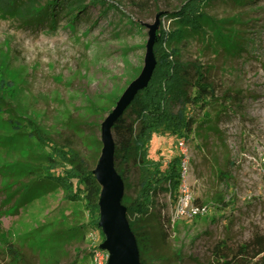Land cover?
I'll list each match as a JSON object with an SVG mask.
<instances>
[{
  "label": "rangeland",
  "instance_id": "rangeland-1",
  "mask_svg": "<svg viewBox=\"0 0 264 264\" xmlns=\"http://www.w3.org/2000/svg\"><path fill=\"white\" fill-rule=\"evenodd\" d=\"M184 1L85 0L75 21L57 8L53 29L50 19L31 25L0 10V82L12 86L0 88L6 99L0 101V264L9 263V245L26 264H92L99 249L110 263L113 253L89 224L84 204L69 203L61 190L50 189L11 212L20 197L18 183L29 181L15 170L34 145L15 139L4 121L14 113L36 117L53 139L73 144L89 168L97 169L104 124L149 64L152 36L161 27L175 29L167 14ZM24 2L27 10L29 1ZM205 13L222 29V41L208 31L172 48L184 62L206 67L217 96L204 113L193 112L196 125L188 142L190 190L208 213L176 219V201L167 192L155 193L145 217L123 207L140 264H163L168 250H180L184 264H197L218 240L240 242L256 229L264 231V0H212ZM225 36H233L235 43L227 44L234 47L225 46ZM178 142L169 134L156 136L151 157L164 164L180 157ZM126 177L123 196L134 199V165Z\"/></svg>",
  "mask_w": 264,
  "mask_h": 264
},
{
  "label": "trees",
  "instance_id": "trees-1",
  "mask_svg": "<svg viewBox=\"0 0 264 264\" xmlns=\"http://www.w3.org/2000/svg\"><path fill=\"white\" fill-rule=\"evenodd\" d=\"M29 1L24 10L22 6ZM85 0H47L39 5L37 0H0V10L5 14L21 15L27 24L39 25L44 18L50 19L54 28L57 8L68 11L72 21L86 9ZM91 3H105L106 0H90ZM212 0H185L181 7L167 14L175 29L164 28L156 33L153 44L155 66L147 84L139 89L111 127L114 142V166L124 184H127L126 170L134 165L138 170L136 196H123L121 205L130 214L145 217L152 208L156 192H167L177 200L181 182V157L167 164L151 157L152 141L156 136L167 134L177 139L189 140L194 132L196 120L193 112L204 113L217 101L216 92L209 80L206 67L197 62H184L180 51L172 48L192 36H206L208 31L222 41L224 35L217 22L205 13V7ZM76 13V14H75ZM226 38H228L226 40ZM233 36H225V46L233 42ZM235 42H233L234 44ZM232 44V43H231ZM12 87L1 80L0 88ZM15 98L16 93L12 91ZM11 97L10 99H14ZM6 99L0 97L3 102ZM233 98H227L231 103ZM118 102L116 103V105ZM3 127L14 133L29 147L23 153L26 162L18 165L16 174L28 182L17 183L20 197L11 212L47 194L50 189H58L71 204L82 202L89 215V224L107 237L101 222V196L103 187L73 144H60L45 129L36 117L14 113L4 121ZM100 250V249H99ZM12 254L8 264H26L22 254L9 245ZM96 251V250H95ZM163 264H184L180 250L167 251ZM197 264H264V231L256 229L247 240L237 242L230 237L218 240L207 252L205 260Z\"/></svg>",
  "mask_w": 264,
  "mask_h": 264
},
{
  "label": "water",
  "instance_id": "water-1",
  "mask_svg": "<svg viewBox=\"0 0 264 264\" xmlns=\"http://www.w3.org/2000/svg\"><path fill=\"white\" fill-rule=\"evenodd\" d=\"M154 36H152L149 48V71L144 73L138 81L130 86L127 93L118 103L114 112L109 116L104 124L103 134L105 147L100 163L95 171L98 175L100 184L103 187L101 196V222L100 226L107 237L104 249H107L117 255V260L114 264H140L139 256L135 242L129 236L127 227L123 220V206L121 200L123 198V181L115 170L114 166V142L111 136V127L118 116L123 112L129 104L135 93L145 86L151 77L155 66L153 55ZM101 175V178H99Z\"/></svg>",
  "mask_w": 264,
  "mask_h": 264
},
{
  "label": "built area",
  "instance_id": "built-area-1",
  "mask_svg": "<svg viewBox=\"0 0 264 264\" xmlns=\"http://www.w3.org/2000/svg\"><path fill=\"white\" fill-rule=\"evenodd\" d=\"M189 140L185 138L179 139L178 147L181 153V182L178 188V195L176 200L175 215L176 219H195L205 216L208 210L205 206L195 203L193 194L189 185V165L190 153L188 148ZM92 264H105V256L102 250H96L93 253Z\"/></svg>",
  "mask_w": 264,
  "mask_h": 264
},
{
  "label": "bare ground",
  "instance_id": "bare-ground-1",
  "mask_svg": "<svg viewBox=\"0 0 264 264\" xmlns=\"http://www.w3.org/2000/svg\"><path fill=\"white\" fill-rule=\"evenodd\" d=\"M149 68H150V66H149V64H147L146 68H145V71L148 72ZM99 178H101V175H99ZM116 260H117V255L113 254V257H112V259H111L109 264H114L116 262Z\"/></svg>",
  "mask_w": 264,
  "mask_h": 264
}]
</instances>
